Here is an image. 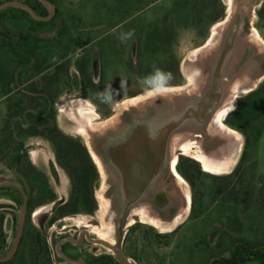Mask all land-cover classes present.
I'll return each instance as SVG.
<instances>
[{"label":"rangeland","instance_id":"rangeland-1","mask_svg":"<svg viewBox=\"0 0 264 264\" xmlns=\"http://www.w3.org/2000/svg\"><path fill=\"white\" fill-rule=\"evenodd\" d=\"M28 1L0 0V5ZM232 2L234 10L247 12L252 28L260 33L262 39V45L258 44L259 49L253 43L245 46L241 60L232 73L233 77H237L252 70L250 75L256 86L252 91L239 93L233 102L234 110L221 117L222 123L227 126L226 132L238 140L239 151L234 162L220 170L207 171L194 159L202 145L207 153L229 155L232 144L230 138L209 137L201 143L203 137H198L199 144L193 146L190 153L179 155L176 170L184 180H179V184L175 177L172 179L177 185L175 194H169L173 196L172 206L174 209L183 206L184 200L179 192L182 195L188 193L191 196V207L195 197V201L202 205L203 213L199 217L197 212L191 213L190 210L173 227V231L161 225L168 223L176 213L161 217L157 221L158 228L146 217L141 219L149 223L138 222L141 224L138 227H128L133 221L127 218L121 222L116 218L113 223L106 200L112 196L114 188L111 189L107 169L105 172L99 167L101 180L96 189L98 208L93 216L82 214L77 221L79 225H91L90 229L109 241L108 245L98 246V252L116 258L119 227L126 238L124 250L127 256L134 258H129L133 264H212L213 260H216L215 264H225L226 260H232L238 243L244 241L256 246L264 245V0H62L58 8L63 15L57 24L38 32L32 31L30 21L20 22L11 18L10 14L15 7L0 11L6 21L0 24V42L6 40L18 46L25 36L31 34L30 44L20 49V52L27 55V50L36 47L35 57H32L30 63L32 65L25 66L26 59L21 56L24 64H13L14 68L20 66L18 73L16 71L13 75L9 72L6 75L9 58L13 62V54L8 47L3 49L0 45V141L5 130H8L12 155L15 154L14 149L19 148L20 142H23L27 151L32 150L33 160L40 166L45 165L40 169L46 174L55 192L54 199L67 200L71 194V181L56 161L50 142L19 131V128L31 125L32 122L28 120L30 114L43 116L50 110L37 108L40 101H33L32 98L27 100L23 91L28 87L32 89L31 86L43 87L51 82L55 97L52 110L60 130L83 141L91 155V150L100 154L95 145L99 146L101 142L91 133L99 127V122L112 117L115 120L123 119L131 128L127 129L131 135L142 134L144 129L148 130L153 117L162 116L169 110V106L160 100V91L157 89L189 85L188 73L194 69L191 59L198 48L209 42L215 27L229 15L231 17ZM221 14L223 18L215 23L214 19ZM128 33H132L131 38L122 42L120 36ZM35 40H40L38 45ZM17 60L20 61L19 57ZM43 60H46V67L52 68L45 75L33 78L35 74L31 69ZM56 64H63V70H60L61 76L52 81L50 76L54 74ZM85 66L92 83L100 87L90 90L82 88L81 83L85 82L86 77H80V71ZM157 69L164 74L165 80L154 85L147 84L146 79L154 75ZM20 72L21 76L18 77ZM10 91L12 95L5 97ZM106 92L110 94V99L102 97L101 94ZM137 96L146 100L149 97L154 99L155 108L161 113L156 115L149 111L141 127L133 114V110L135 112L137 109L133 98ZM33 98L38 97L33 95ZM227 119L229 126L225 123ZM206 134L205 131L204 136ZM247 138L250 143L248 148ZM214 141L217 145L213 146ZM103 147L105 154L115 156L116 148L113 145L105 142ZM245 149L247 155L242 170L231 180V188L224 195L217 196L210 176L197 181V193L193 195L191 185L179 171L180 164L189 159L198 162L201 170L208 175L227 176L237 168ZM1 168L4 172V168ZM160 168L168 174L170 170L173 174L170 166ZM12 175L16 176L14 173ZM234 194L236 197L232 199ZM10 199L0 194L1 203L9 202ZM176 201L179 202L178 206ZM44 207L47 208L37 218L49 216L43 214L51 211L52 204L46 203ZM119 207L121 211L120 204ZM144 215L149 217L148 213ZM100 224L105 228V234L101 235ZM7 236L11 242L14 240V235ZM49 237L54 238L52 231H49ZM57 240H52L54 249ZM28 248L29 244L26 243L25 249Z\"/></svg>","mask_w":264,"mask_h":264},{"label":"flooded vegetation","instance_id":"flooded-vegetation-1","mask_svg":"<svg viewBox=\"0 0 264 264\" xmlns=\"http://www.w3.org/2000/svg\"><path fill=\"white\" fill-rule=\"evenodd\" d=\"M262 8L264 9V6H262ZM49 14L43 17H48ZM56 17L57 15L55 14L52 20L43 22H51ZM242 32H245V30H242ZM29 44L30 41L28 42V45ZM27 51L29 52L30 50ZM66 58L67 57H64V59ZM42 62H37L35 66L37 64H42ZM29 64L30 63L25 66H29ZM46 64V62L43 64V68H46ZM62 65L63 64H56L54 67L55 70L53 73H56L58 77L62 74V72H60V70H63ZM58 67H61V69H58ZM48 71L41 75H45ZM80 72H82L80 77L83 76L87 78V76H89L86 66L84 67V70L81 69ZM86 80L87 79H85L84 83H81L82 88H85L86 90L92 89L91 87L86 86ZM11 84H13V82ZM31 87L32 89L28 87L23 91V93L28 97L27 100L29 101L32 99H34L33 101H40V104H38L37 108H46L44 103L55 102V97L52 94L53 87L51 82H48L43 87ZM11 95L12 92L10 91L5 94V97ZM33 95H36L38 98H33ZM48 109L51 111L52 108L48 107ZM48 112H45V114L40 117H45ZM29 127L19 129L20 133L46 139L45 137L39 135H30L27 131ZM43 129L46 128L43 127ZM8 133V130H5V135L1 137L0 147L6 146V148H11L12 143L9 141L10 135H8ZM5 140L7 142H4ZM46 140L49 141L48 139ZM20 143L21 144L19 148L14 149V155L16 157L15 159L9 157L0 159V176H2L0 182H13L21 187L19 188L13 184H5L0 186V194L12 198L9 202H0V264H9L15 259L16 261L12 264H110V257L118 262L114 256H110L104 252H98L97 247L108 245V240H106L103 236H100L98 232L90 229L91 225L77 224L79 216L82 214L93 216L92 214L84 212L73 213L64 216L60 214L59 208L68 199H54L55 192L49 185L46 174L40 169V167H45V165H38L31 156L32 150L27 151L26 147L23 145V142ZM120 143L121 147H119L118 152V163L121 167L120 177L121 189L123 191L121 192L124 193V197L121 195V208L122 205L126 207L123 219H129L128 216L133 204L138 202V200H140L144 194L152 202L155 210L159 211L160 214L164 216H171L172 213L177 214L179 208L174 209L172 206V200H170L166 194H163V190H171L168 182H172L173 174L170 173V170L169 174L166 172L163 173V176L167 181L165 188L159 194H152L153 192L151 191L152 188L150 185L152 183L151 181H154L153 177H155L158 173L159 162L160 164H164L166 161L163 158V153L158 154V150L152 147L151 136L144 135L142 137H135L127 136L126 134ZM50 144L53 147L57 161L55 147L51 142ZM1 167L4 168V172L1 170ZM51 167L54 168L53 163H51ZM13 173L16 175L15 177H13ZM22 189L27 196V208L24 217L22 236L13 257L8 261H2L14 249L19 235L25 200ZM46 203L52 204L51 211L43 214L49 216H40L37 218V216L40 215L45 208H47L44 207ZM176 205L178 206L177 203ZM191 208L190 210L192 213L193 206ZM145 217L149 219L148 216ZM35 218H37V221ZM141 218H143L142 214H136L134 222L128 227H133L135 225V227H138L141 225L138 224V222L142 224L149 223L147 221L144 222ZM68 221H70V223H66ZM100 227L101 235L105 234L106 230L102 224L99 225V228ZM49 231H52L54 238L58 239L55 249L52 246V243L54 242L52 240L54 238L49 237ZM7 234L14 235V240L12 242L9 240ZM125 242L126 238L123 237L121 250L125 257L130 261L129 258L133 257L126 255V249L124 250L123 247ZM26 243L29 244L28 249H25ZM19 252L21 253L20 255H18ZM118 264L120 263L118 262Z\"/></svg>","mask_w":264,"mask_h":264},{"label":"trees","instance_id":"trees-1","mask_svg":"<svg viewBox=\"0 0 264 264\" xmlns=\"http://www.w3.org/2000/svg\"><path fill=\"white\" fill-rule=\"evenodd\" d=\"M49 2L53 3L57 7V17L51 21V22H43L38 21L34 19L31 14L23 9L15 7L13 11L11 12V18L20 22H28L30 21L33 25L32 31L38 32L39 30L45 28H48L49 26H55L60 19L62 12H60V3L62 0H48ZM29 3H27L37 14L40 16H47V8L39 1V0H29ZM63 15V14H62ZM224 15H219L214 19V22H218L221 18H223ZM4 16L0 14V24H4L6 21L3 19ZM32 40V35L25 36L22 43H20L18 46H15L12 42H7L6 40H1L0 42L1 47L9 48L12 51L13 54V62H11V59L9 58V66L7 71L5 72L6 75L12 73L15 75L16 71L20 68L13 67L14 63L16 62L19 65H23L21 56L26 59L25 65L28 63H31L32 57H35V49L33 48L30 50V52L27 53L29 56L23 54L20 52V49H22L24 46L28 45V42ZM40 40H35L36 45ZM19 57V60L18 59ZM46 60H43L42 64H37L35 68L31 69V72L35 74V77L43 74L44 72L48 71L51 67H44L43 64H45ZM1 64V63H0ZM4 65V64H3ZM58 69H61V67H58ZM19 71V70H18ZM17 71V73H18ZM21 76L18 74V77ZM58 78V75L54 73L52 76H50V80H55ZM15 77H13V80ZM86 86L87 87H100L96 86L94 83H92L91 76H87ZM54 102H46L45 105V111L49 108H52ZM43 105V104H42ZM28 119L32 122L29 129L27 130L30 135H39L42 137H45L48 139L53 146L55 147L56 151V157L57 162L59 166L67 173L69 176V179L71 181V194L67 201L59 208L60 214L62 216L69 215L73 213H90L93 214L97 208V198H96V189L100 183L101 176L100 171L94 162L87 146L84 144L83 141L80 139L74 138L72 136H69L65 134L62 130H60L54 113L49 110L47 115L45 117H40L35 114H30ZM225 123L229 126L228 119L225 120ZM45 127L46 129H43ZM232 128V127H231ZM22 129V128H19ZM11 142V138L9 139ZM246 148L249 147L250 143L248 138L246 139ZM4 142H7L6 140ZM11 148H6V146L0 147V159L4 158H13L15 159V155L11 154L13 153V150H10ZM11 152V153H10ZM247 155V149L243 152L242 158L239 162V165L237 168L232 172V174H229L227 176H211L208 175L206 172H203L200 168V164L196 161H192L189 159H186L183 161L179 166V171L183 175V177L188 181V183L191 185V188L193 190V195L197 193V181L200 180L202 177L210 176L213 179V185L216 188V194L217 196L224 195L228 190H230V182L231 180L240 174L242 170V165L244 164L246 160ZM185 159V158H184ZM240 181V179H239ZM217 186V187H216ZM236 196L235 194L232 195V199H234ZM193 211L197 212V216H201L203 213L202 205L195 201L193 202ZM193 213V212H192ZM21 253L19 252L18 255ZM16 261L12 260L9 264H12ZM225 261V260H224ZM115 262V263H114ZM250 262H256L258 264H264V245L262 246H256L251 243L241 242L238 243L236 246V249L233 252V258L232 260H226L225 264H247ZM216 260H213L212 264H215ZM110 264H118L112 257H110Z\"/></svg>","mask_w":264,"mask_h":264},{"label":"bare ground","instance_id":"bare-ground-1","mask_svg":"<svg viewBox=\"0 0 264 264\" xmlns=\"http://www.w3.org/2000/svg\"><path fill=\"white\" fill-rule=\"evenodd\" d=\"M233 1L235 2L237 0H233ZM234 7L235 5L232 2V7L230 9L231 17L229 15V17H227V19L224 22H222L216 27L211 39L205 45V47H202L196 50L193 58L191 59V61L193 62L192 66L194 69L193 71H189V81H190L189 85L175 87V88H166V87L158 88L160 91L158 96L160 100L164 101L167 104V106H169V108L172 109L171 113L174 114L172 116H175L179 114L181 111H183L184 108L187 106V104L188 105L189 103L191 104L192 103L191 97H196V98L200 97L209 87L210 80H211V74L209 72L208 65L213 64L217 56L220 53L226 31L228 30V27L232 21V18L235 17L236 12L238 10V9L234 10ZM252 43L254 45H257L258 49H259L258 44L261 43L262 45V39L254 28L252 29V32L249 36L240 38L237 41V44L235 45L232 53L229 55V58L227 62L225 63V66L223 69L224 70L223 77H224L225 83H227L226 84L227 89L221 99V102L218 108L215 110L214 114L212 115V120L209 122L211 130H213L215 133L214 137H222V138H227V139L230 138L229 137L230 135H227V133L225 134L222 132L224 131L223 130L224 124L221 121V117L224 114L231 113L234 110L233 102L238 97L239 93L250 91L256 86L255 80L253 81L250 75L252 70L244 72L242 75L237 76L234 80H231L230 78L227 77L233 72L234 68L240 62L241 53L244 51L243 49L246 48L245 46L247 44H252ZM167 96L170 97L172 100L165 99ZM177 96H179V98ZM151 99L152 98L150 97L148 98V100L142 97L133 99L134 101L136 100L135 106L137 105L136 106L137 109L134 112V115L137 118L143 117L148 112V109L155 104L154 103L155 100L154 99L151 100ZM114 120L115 118H111V119L99 122V127L91 131L92 136L93 135L100 136L102 134H106L111 129L119 130L122 127L123 122L121 120H115V121ZM193 128L189 127L174 136L172 142H170L169 153H168V156L166 157V162L168 166H170V169L173 175H175L181 181H183V179L179 175V173L176 171V164L178 161L177 150L182 151V153L188 154V152L190 153L189 145L198 143L197 140L195 139V137H200V135L196 134L199 131L198 126H194ZM193 139L196 140L195 143L192 142ZM234 148L235 146L232 147L233 150ZM91 151H92V156L95 162L97 163L98 167H100L105 172L107 169V172L110 173V176L111 174H114V178L112 176L111 177L109 176L110 182L112 181L119 182L120 178L117 177V173L115 172V170L111 169L108 166L106 159H104L101 155L94 152V150H91ZM194 158L196 160L201 161L204 164L205 170L207 171H211L215 169L220 170V168L222 167L220 165L221 161L219 159H215L211 157L208 160V158L203 157L200 152H197ZM151 182L152 183L150 187L152 188L151 190L153 192L152 194H159L165 188L167 181L163 175H160L154 181H151ZM168 184L170 185L171 182L170 183L168 182ZM117 194H118L117 190L113 189L112 196L106 200V205H107L106 207H107V210L109 211L108 214H111L110 218H112L113 223L115 222L116 218L119 220L121 216V211L119 207L120 200L118 199L119 195ZM123 194L124 193H121V195ZM117 206H118V209H117ZM150 206H151V201L144 194V196L140 200H138V202L133 204L130 212L131 214L145 213V212L148 213V211L150 210L149 209ZM131 214H130V221L133 220V215Z\"/></svg>","mask_w":264,"mask_h":264},{"label":"water","instance_id":"water-1","mask_svg":"<svg viewBox=\"0 0 264 264\" xmlns=\"http://www.w3.org/2000/svg\"><path fill=\"white\" fill-rule=\"evenodd\" d=\"M50 12L48 17H43L38 15L29 5H27L24 2H9L5 5H0V11L4 10L8 7H17L20 9H23L31 14V16L38 20V21H50L54 18L56 14V8L54 4L49 2L48 0H39ZM239 7V5H238ZM252 26L250 19L248 17L247 12L241 11L240 9L237 10L236 15L234 18H232V21L228 27V30L226 31L225 38L223 40V44L221 46V50L219 55L217 56L215 62L209 66V72L211 74V80H210V85L207 88V90L198 98L196 97H191L192 103L184 108L183 111H181L179 114L172 116L174 114L171 113L172 109L169 108L170 112L165 111V114L162 116H156L153 117V120L150 122V126L148 127V130L142 131V134H136V135H131L127 129L129 126L125 121H123V125L119 130H114L111 129L108 131L106 134H102L100 136H96L98 141L101 142V145L99 146L95 145V149L104 156L106 159L108 166L115 170V172L119 175H121V167L118 163V154L119 152V147H121L120 141L123 139V137L127 134V136H135V137H142L144 135L151 136V145L153 148L158 150V154L163 153L164 159L166 161V157L168 156L169 153V145L170 142H172L174 136L181 131L189 128V127H194L198 126L199 128H202V131L207 132V127L209 125V122L212 120V115L214 114L215 110L218 108L221 99L223 97V91L227 89V86L224 80V66L225 63L227 62L229 55L232 53L235 45L237 44V41L240 38L247 37L251 34L252 32ZM242 30H245V32H242ZM233 73V72H232ZM232 73L227 76L231 80H234L236 77L232 75ZM252 91V90H251ZM179 98V96H177ZM165 99L172 100L170 97H166ZM186 99V98H184ZM156 104L151 106L148 109V112L141 118L137 119V124L141 127L147 117V114L150 112H154L156 115H160L159 110L155 108ZM136 109V108H135ZM167 112V113H166ZM134 114V110H133ZM184 126V127H183ZM182 129V130H181ZM194 129V128H193ZM204 131V132H205ZM173 133H175L173 135ZM135 134V133H134ZM172 135V138L170 139V136ZM214 137V136H213ZM222 138V137H221ZM170 139V140H169ZM224 139V138H223ZM226 139V138H225ZM109 142V144L113 145L115 150V156H109L105 154V147H103V143ZM215 145V141L213 143V146ZM103 147V148H102ZM216 147V146H215ZM205 150V148H204ZM178 157L180 154H183L182 151L177 150ZM92 156V155H91ZM93 157V156H92ZM94 160V158H93ZM95 162V160H94ZM96 163V162H95ZM160 163V162H159ZM165 164V163H164ZM164 164H159L158 166V173L153 179L155 180L158 176L163 175L164 170H161L160 167L167 168ZM97 165V163H96ZM98 167V165H97ZM99 169V167H98ZM169 170V168H168ZM100 171V170H99ZM111 176L114 178V174H111ZM110 176V177H111ZM112 178V179H113ZM174 176L172 177V179ZM111 183V189L114 188L117 190L118 194L121 195V177L119 182H110ZM173 183V181L171 182ZM175 183V182H174ZM5 184H13L19 188H21L18 184L13 183V182H8V181H3L0 182V186L5 185ZM174 189L167 191H164L163 194H166L170 200H172V195H169L170 193L175 194L173 192ZM23 191V189H22ZM167 192V193H166ZM24 193V191H23ZM124 196V195H123ZM24 205H23V215H22V220H21V226H20V231L18 238L15 243L14 249L10 252V254L2 261H8L11 259L17 249L18 243L21 239L22 232H23V224H24V217L26 213V208H27V196L24 193ZM119 199V197H118ZM184 200V199H183ZM174 202V201H173ZM176 203L179 205V202L176 201ZM186 202L184 200V206ZM191 208V205H190ZM126 210V207L122 205L121 208V216L119 218V222L123 220L124 212ZM159 212V211H158ZM190 212V210H189ZM188 212V213H189ZM160 214V213H159ZM161 217H167L162 214H160ZM169 217V216H168ZM175 216H171L169 220H172ZM129 218V216H128ZM123 240V230L121 227H119V240L117 242V248H116V260L120 264H132L123 254L121 250V244Z\"/></svg>","mask_w":264,"mask_h":264},{"label":"crops","instance_id":"crops-1","mask_svg":"<svg viewBox=\"0 0 264 264\" xmlns=\"http://www.w3.org/2000/svg\"><path fill=\"white\" fill-rule=\"evenodd\" d=\"M219 24H221V23H219ZM218 24V25H219ZM217 25V26H218ZM216 26V27H217ZM216 27H215V29H216ZM259 35H260V33H258ZM213 35V34H212ZM212 37V36H211ZM260 37H261V35H260ZM211 39V38H210ZM203 47H205V45L203 46ZM200 48H202V47H200ZM199 49V48H198ZM197 49V50H198ZM192 64H193V62H192ZM189 74V73H188ZM172 88H175V87H172ZM139 97H141V96H137V97H134L133 99H135V98H139ZM113 118V117H112ZM226 127L227 126H225L224 125V128H223V130L224 131H222L223 133H227L226 131ZM198 129H199V131L196 133V134H198V135H200V137H203V138H201V143H204V139H206V138H212L214 135H215V133H214V131L213 130H211V127H210V125H208V127H207V134H206V136H204V132L202 131V128H199L198 127ZM227 135H230L229 133H227ZM230 137V141L232 140V144H231V148H230V150H229V155H225V154H223V153H218V154H213V153H207L205 150H204V145H202V147L200 148V150L198 151V152H200L201 154H202V156L203 157H205V158H208V160H209V158H211V157H213V158H215V159H219L220 161H221V166L223 167V166H231L230 164L232 163V162H234V160H235V158H236V155H237V152L239 151V147H238V140L237 139H235V138H232L233 136H229ZM213 138H216V139H219V138H221V137H213ZM195 139L197 140L198 139V137H195ZM195 139H193V143H195L196 142V140ZM197 144H199V143H197ZM196 144H190L189 145V148L191 149L193 146H195ZM215 145H217V143H216V141H215ZM232 146H235V148H234V150L232 149ZM184 155H186L185 153H183ZM99 155H101L103 158H104V156L102 155V154H99ZM105 159V158H104ZM195 159V158H194ZM196 160V159H195ZM198 162H200L201 164H202V166H203V168H204V164L201 162V161H199V160H197ZM165 166H168V164H167V162H165V164H164ZM233 165V164H232ZM110 174V173H109ZM174 177H175V180H176V182L177 183H179V178H177L175 175H173ZM117 177L118 178H120L119 177V175L117 174ZM162 177V176H161ZM160 180H162V179H160ZM184 180V179H183ZM180 184V183H179ZM172 189H174V188H176L177 189V185H176V183H171L170 185H169ZM175 191V190H174ZM173 191V192H174ZM179 195L180 196H182L183 197V199L185 200V202H186V204H185V206L183 205V206H181L179 209H178V211H177V214L175 215V217L172 219V220H169V222L168 223H166V224H163V225H161V226H166L167 228H169V230L168 231H173V227H175L176 225H178L180 222H181V220L183 219V217L184 216H186L187 214H188V212H189V210H190V205H191V196L188 194V193H184V195H182L181 194V192H179ZM119 197V200H120V205H121V199H122V196L121 195H119L118 196ZM149 211H148V215H149V219L151 220V223L155 226V227H157L158 228V225H159V223L157 222V221H159L160 220V218H161V216H160V214H159V212L157 211V210H155V208H154V206H153V204H152V202H151V206L149 207ZM130 214H131V212H130ZM130 214H129V220H130ZM136 214H139V213H136ZM136 214H131V215H133V222H134V220H135V216H136ZM140 214H142V216L143 217H145L146 215H144V214H147V212H145V213H140ZM155 221V222H154ZM132 222V223H133ZM154 222V223H153Z\"/></svg>","mask_w":264,"mask_h":264},{"label":"clouds","instance_id":"clouds-1","mask_svg":"<svg viewBox=\"0 0 264 264\" xmlns=\"http://www.w3.org/2000/svg\"><path fill=\"white\" fill-rule=\"evenodd\" d=\"M131 35H132V33L122 34L120 36V39L123 42V41H125L127 39H130ZM164 80H165L164 74L160 70L157 69L155 71L154 75H152L151 77L147 78L145 82L147 84L154 85V84H157L158 82H163ZM121 86L123 87V82H122ZM157 90H159V89H157ZM101 95H102V97L104 99H110V94L108 92L102 93Z\"/></svg>","mask_w":264,"mask_h":264},{"label":"snow or ice","instance_id":"snow-or-ice-1","mask_svg":"<svg viewBox=\"0 0 264 264\" xmlns=\"http://www.w3.org/2000/svg\"><path fill=\"white\" fill-rule=\"evenodd\" d=\"M221 115H223V114H221Z\"/></svg>","mask_w":264,"mask_h":264}]
</instances>
